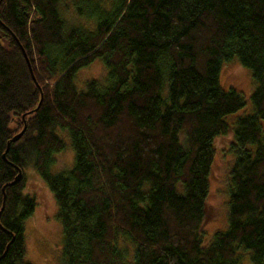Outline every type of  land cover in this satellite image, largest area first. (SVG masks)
Segmentation results:
<instances>
[{"label":"trees","instance_id":"trees-1","mask_svg":"<svg viewBox=\"0 0 264 264\" xmlns=\"http://www.w3.org/2000/svg\"><path fill=\"white\" fill-rule=\"evenodd\" d=\"M77 2L79 15L91 7ZM59 4L0 0V264H27L26 168L55 201L63 264H239L240 250L264 264V0H111L86 13L92 29L66 24ZM234 57L255 86L252 112L229 125L245 105L219 84ZM95 59L105 83L77 89ZM229 130L227 228L205 242L215 140ZM60 131L74 164L51 174Z\"/></svg>","mask_w":264,"mask_h":264},{"label":"rangeland","instance_id":"rangeland-1","mask_svg":"<svg viewBox=\"0 0 264 264\" xmlns=\"http://www.w3.org/2000/svg\"><path fill=\"white\" fill-rule=\"evenodd\" d=\"M111 0H87L91 7L108 8ZM77 0H60L59 13L66 24L80 25L87 29L93 28V21L86 13L91 7L83 8V14L75 11ZM75 3V4H74ZM78 3V2H77ZM106 68L100 59L93 60L86 67L79 69L74 76V86L77 89L88 81L94 80L104 84ZM219 84L223 89L233 88L240 92L245 105L236 113L226 117V122L232 125L238 117L252 112L249 96L254 89V82L250 71L244 68L236 57L224 62L219 74ZM66 131L58 132L64 147L54 155L53 163L49 167L51 174L69 170L74 164V153ZM232 134L230 130L225 136L215 140V155L212 168L208 176V193L205 201V216L201 231L205 242H209L213 233L227 228L228 194L231 188L230 167L234 161L231 148ZM23 192L32 196L35 206L32 214L23 222V262L27 264H63L61 257L62 232L57 220V207L46 184L31 168L23 172ZM117 245L126 250L127 258L132 255V245L125 239H117ZM249 251H239V264H252Z\"/></svg>","mask_w":264,"mask_h":264},{"label":"water","instance_id":"water-1","mask_svg":"<svg viewBox=\"0 0 264 264\" xmlns=\"http://www.w3.org/2000/svg\"><path fill=\"white\" fill-rule=\"evenodd\" d=\"M24 57L26 58L25 54H24ZM26 61H27V65H28L29 71H30V73H31V76H32V78H33L32 71H31V68H30V64H29V62H28L27 59H26ZM24 129H25V126L22 128V130H21L19 133H17L16 135H14V136L10 139V141L7 142V144H6V149H5L4 153L2 154V158H3L4 160H6V159H5V153H6L7 150H8L9 144H10L11 142H15L16 140H18L19 137L22 135ZM21 177H22L21 171L18 170L16 176L14 177V180L11 182V185L16 184L17 182H19L20 179H21Z\"/></svg>","mask_w":264,"mask_h":264}]
</instances>
